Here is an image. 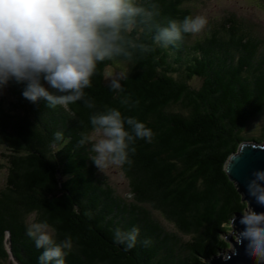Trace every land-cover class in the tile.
<instances>
[{"label": "trees", "instance_id": "1", "mask_svg": "<svg viewBox=\"0 0 264 264\" xmlns=\"http://www.w3.org/2000/svg\"><path fill=\"white\" fill-rule=\"evenodd\" d=\"M187 1L152 0L157 22L194 17ZM135 35L153 50L100 63L85 89L93 109L82 101L67 108L30 102L22 95L25 83L10 88L12 101L0 98V147L8 164L0 191V262L39 264L43 249L26 232L43 221L57 242L71 236L65 264H209L231 247L224 236L248 204L225 168L243 143L264 141V124L259 137L249 135L264 117V40L233 16L193 43L191 33L168 47L153 44L151 33ZM115 63L129 69L120 92L105 78ZM125 97L128 105L121 104ZM107 108L154 132L151 143L137 140L132 163L122 165L131 200L100 175L91 144L79 146L93 132L90 116ZM148 207L189 240L167 231ZM133 226L140 229L134 248L114 243L115 229ZM147 238L149 246L140 242Z\"/></svg>", "mask_w": 264, "mask_h": 264}, {"label": "clouds", "instance_id": "2", "mask_svg": "<svg viewBox=\"0 0 264 264\" xmlns=\"http://www.w3.org/2000/svg\"><path fill=\"white\" fill-rule=\"evenodd\" d=\"M158 14L152 0L143 4L138 0H0V91L14 79L25 83L22 95L30 102L43 99L48 107L67 108L82 101L93 109L96 105L85 89L92 87L100 63L153 50L136 33H151L153 44L168 47L181 41L183 34H199L208 23L203 16H188L179 22L169 20L165 26L157 22ZM109 87L123 91L118 78L111 79ZM129 103L127 97L121 101ZM90 124L95 135H83L79 146L91 144L95 153L91 160L101 171L110 165H130L137 140L151 143L154 137L144 122L123 116L117 108L92 114ZM55 137L60 140L63 133L58 131ZM246 187L251 200L264 208V169L254 170ZM251 200L240 213L242 229L234 233L246 255L255 264H264V212H257ZM26 234L43 249L39 264H65L73 246L71 236L57 242L47 221L31 223ZM139 235L138 226L117 228L113 240L131 250ZM140 242L152 243L150 238Z\"/></svg>", "mask_w": 264, "mask_h": 264}, {"label": "rangeland", "instance_id": "3", "mask_svg": "<svg viewBox=\"0 0 264 264\" xmlns=\"http://www.w3.org/2000/svg\"><path fill=\"white\" fill-rule=\"evenodd\" d=\"M188 6L192 9L195 16H203L207 19L208 23L204 30L199 34H192L190 43L203 39L211 29L216 28L224 23L228 17H236L240 21L246 22L261 39L264 40V0H188ZM128 66L122 63H115L109 66L105 72L107 82L113 78L120 79L124 73L128 71ZM194 86H199L200 81L194 80ZM10 88H22L21 85L14 79L9 80L3 90L0 91V98L4 101H12ZM264 124V117L255 122L249 132L250 136L259 137L262 126ZM94 132L90 136H94ZM262 143V142H261ZM7 151L0 147V191L5 189L8 176V164L6 160ZM99 173L110 185L116 190V193L121 197L131 200V188L129 180L125 177L122 166L110 165ZM151 211L152 209L148 207ZM156 219L163 225V227L170 232L179 233L177 227L171 221H168L162 214L153 210ZM32 219V218H31ZM233 229V228H232ZM234 230L229 234L235 237ZM184 240H189V237L182 236ZM15 264L12 258L8 262H0V264Z\"/></svg>", "mask_w": 264, "mask_h": 264}, {"label": "water", "instance_id": "4", "mask_svg": "<svg viewBox=\"0 0 264 264\" xmlns=\"http://www.w3.org/2000/svg\"><path fill=\"white\" fill-rule=\"evenodd\" d=\"M256 169H264V141L262 143H243L240 150L230 157L225 168L230 181L236 185L238 193L243 197V201L248 204V208L251 198L247 195L246 185L248 180L252 178V172ZM251 206L257 212H264V208L257 206L254 200H251ZM235 217L234 228L233 224L232 228L239 231L243 227L239 223L240 214H236ZM224 237L231 247L210 260L209 264H255L246 255L245 248L237 244L236 236L227 234Z\"/></svg>", "mask_w": 264, "mask_h": 264}]
</instances>
